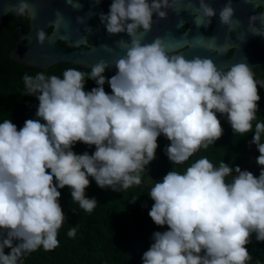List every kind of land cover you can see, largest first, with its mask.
Masks as SVG:
<instances>
[{"label": "clouds", "instance_id": "9594fccd", "mask_svg": "<svg viewBox=\"0 0 264 264\" xmlns=\"http://www.w3.org/2000/svg\"><path fill=\"white\" fill-rule=\"evenodd\" d=\"M68 2L81 7L78 0ZM253 3L264 6L261 0ZM197 4L111 0L108 12L99 13L100 22L110 35L131 37L113 64L100 59L87 72L69 67L60 75H23L24 94L38 99L37 119H26L19 129L10 119L0 121V264H23L22 257L37 249L59 246L66 217L58 189L68 186L71 200L91 213L97 200L85 195L89 177L114 191L139 185L161 134L170 141L163 149L168 159L183 164L222 135L217 113L226 116L234 133L253 132L249 144L259 152L257 165L264 166V121L257 120V85L264 88V79L244 61L222 68L209 57L187 58L166 49L159 36L150 42L139 38L138 30L149 32L154 14L165 18L167 9L179 13L183 7L197 27L206 28L217 11L208 0ZM11 11L28 19L34 15L28 0H18ZM218 18L230 28L239 24L232 0ZM76 21L85 24L86 18L76 16ZM85 30L91 27L86 24ZM247 31L264 37V12L249 16ZM35 37L43 44L48 35L39 28ZM113 66L115 73L106 77L105 69ZM87 79L96 86L85 90ZM106 82L111 92L105 91ZM76 142L95 150L78 154L72 150ZM148 195L153 201L148 215L167 228L151 234L142 264H247L251 256L245 245L252 234L264 241V167L256 176L223 160L215 166L202 156L183 171L171 168ZM75 234V227L67 231L70 238Z\"/></svg>", "mask_w": 264, "mask_h": 264}, {"label": "trees", "instance_id": "16d2710c", "mask_svg": "<svg viewBox=\"0 0 264 264\" xmlns=\"http://www.w3.org/2000/svg\"><path fill=\"white\" fill-rule=\"evenodd\" d=\"M28 21V18L11 12L7 15L6 23L0 33V121L10 119L18 129L26 119H37L35 116L38 106L37 97L24 94L23 75L25 73L35 75L37 72H45L60 75L69 67L85 72L90 70L67 62H59L48 68H37L14 60L10 56V50L18 37L15 25L25 23L28 26ZM260 73L263 75H258ZM255 77L264 79V68H259ZM95 86L93 80H86L85 90ZM104 88L106 92H111L107 82ZM257 88L260 96L257 102L259 106L257 120L264 121V88L259 85ZM217 116L223 128L222 135L215 140L214 144L209 145L207 149H200L183 164L173 165L163 151L170 141L163 134L158 136L155 158L140 173L139 185L114 191L110 188H100L89 177L90 183L85 189V195L95 197L97 200V205L91 213L84 212L77 202L71 200L68 186L58 189L61 193L59 201L66 217L58 231L59 246L51 251L37 249L22 257L23 264H142V254L152 243L151 234L167 228V225H156L148 215L153 203L148 192L155 182L171 168L183 171L202 156H206L215 166L223 160L229 166L238 165L241 170L250 160L249 141L253 132L250 131L244 135L234 133L226 116L219 113ZM72 150L78 154L85 151L91 154L95 146L76 142ZM258 155L259 152L255 147L252 154L253 167L250 171L256 176L259 175V169L264 167L257 165L255 158ZM134 198L135 200L132 201ZM72 227L76 228V234L70 238L67 236V231ZM245 247L251 256L247 264H264V241H257L253 233ZM8 251L9 249L5 248L6 254Z\"/></svg>", "mask_w": 264, "mask_h": 264}, {"label": "water", "instance_id": "95a60500", "mask_svg": "<svg viewBox=\"0 0 264 264\" xmlns=\"http://www.w3.org/2000/svg\"><path fill=\"white\" fill-rule=\"evenodd\" d=\"M17 2L18 0H0V33L6 23L7 15L12 12L11 8ZM28 2L34 8V15L32 19H29L28 26L25 23L15 25L18 37L10 50V56L26 66L48 68L59 62H67L90 69L91 65L100 59L113 64L125 50L122 42L131 39L127 33L108 34L100 22L99 13L108 12L111 0H99L98 4L95 0H78L80 8H73L68 0H28ZM208 2L218 14L226 0H208ZM180 3L183 4L184 0H180ZM193 3L197 4V0H193ZM232 6L234 9L242 8V19L238 20V25L231 28L225 25L219 28V31L225 35L232 34V37L236 36L238 40L242 39V61L255 71L257 67L264 65V37L249 33L247 24L249 16L264 12V6L257 9L254 7L253 0H232ZM166 11L168 14L165 18H158L154 14L153 25L149 32L144 33L138 30L142 42H150L159 36L163 39L166 49L174 52L184 44H189V48L182 51L187 58L194 55L206 56L222 68L236 63L232 62L235 58L225 61V50L215 52L210 49L214 41L209 39L208 32L198 30L202 25L197 27L192 21L187 30L182 28L186 17L192 15L190 11L184 10L183 7L179 13L174 9ZM57 13L60 14L59 20ZM76 16H85L86 23H77ZM256 23L260 26L259 21ZM86 24L91 27L90 31L85 30ZM39 28L44 29L48 35L43 44L38 43L35 37L36 30ZM27 35L32 37L31 41L24 39ZM79 41L81 42L78 43ZM105 45L109 46L111 51ZM115 71L113 66L106 68L104 74L111 76Z\"/></svg>", "mask_w": 264, "mask_h": 264}, {"label": "flooded vegetation", "instance_id": "af4514ba", "mask_svg": "<svg viewBox=\"0 0 264 264\" xmlns=\"http://www.w3.org/2000/svg\"><path fill=\"white\" fill-rule=\"evenodd\" d=\"M198 6V5H197ZM186 21L183 23L182 28L187 30V28L191 25V22L194 21L193 14L191 16L186 17ZM234 19L235 20H241L242 19V8H235L234 9ZM222 26H225L220 23L218 14L211 19V23L205 28L203 25L198 28V30L208 32L210 38L214 41V46H210V49L219 52L221 49L224 51V58L225 61L228 62L235 58L232 62H240L242 61V39L238 40L231 35H225V33L220 32L219 28ZM236 34V33H234ZM189 48V44H184L180 48L176 50V52H182ZM219 49V50H217ZM228 65H226L227 67ZM259 68H264V65L259 66L254 71V74L257 72ZM258 75H263V73H260Z\"/></svg>", "mask_w": 264, "mask_h": 264}, {"label": "rangeland", "instance_id": "374dc122", "mask_svg": "<svg viewBox=\"0 0 264 264\" xmlns=\"http://www.w3.org/2000/svg\"><path fill=\"white\" fill-rule=\"evenodd\" d=\"M249 147H250V149H251V155H250V160L248 161V163L246 164V165H244L243 166V169L242 170H244V169H247V170H249L250 171V169L253 167V158H252V154H253V152H254V149H255V144H249ZM149 178V175H148V177H147V179ZM148 181V180H147Z\"/></svg>", "mask_w": 264, "mask_h": 264}]
</instances>
